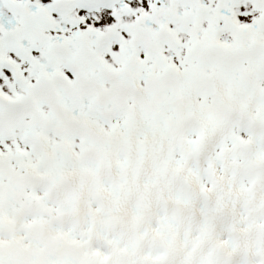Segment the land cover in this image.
<instances>
[{"label":"snow or ice","instance_id":"1","mask_svg":"<svg viewBox=\"0 0 264 264\" xmlns=\"http://www.w3.org/2000/svg\"><path fill=\"white\" fill-rule=\"evenodd\" d=\"M0 264H264V0H0Z\"/></svg>","mask_w":264,"mask_h":264}]
</instances>
